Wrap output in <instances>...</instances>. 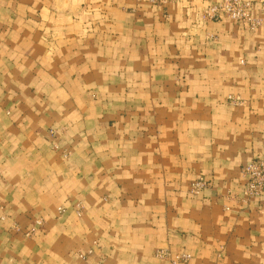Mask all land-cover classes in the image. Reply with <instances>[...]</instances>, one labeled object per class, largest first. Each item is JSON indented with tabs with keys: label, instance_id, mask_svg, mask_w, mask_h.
<instances>
[{
	"label": "crops",
	"instance_id": "obj_1",
	"mask_svg": "<svg viewBox=\"0 0 264 264\" xmlns=\"http://www.w3.org/2000/svg\"><path fill=\"white\" fill-rule=\"evenodd\" d=\"M214 1L0 0V264H264V0Z\"/></svg>",
	"mask_w": 264,
	"mask_h": 264
},
{
	"label": "built area",
	"instance_id": "obj_2",
	"mask_svg": "<svg viewBox=\"0 0 264 264\" xmlns=\"http://www.w3.org/2000/svg\"><path fill=\"white\" fill-rule=\"evenodd\" d=\"M150 1L152 3L163 2L161 0ZM224 16L235 22H240L248 25L252 29L259 25V22L251 17L250 3L246 0H220L217 5L205 11V19L207 20H217ZM49 135L52 138H55L56 132L54 130H50ZM54 148L57 149L56 146H54ZM261 160H264V158ZM244 174L247 176L248 180L251 183H254V185H251L250 188L258 191V189L264 185V161L262 163L247 167L244 170ZM204 186L205 184L201 183L199 186V190H202ZM37 224L40 225L39 222H37ZM155 257L162 260L169 259L172 264L187 262L190 259V256L187 254H181L171 257L170 253L166 251L156 252Z\"/></svg>",
	"mask_w": 264,
	"mask_h": 264
},
{
	"label": "rangeland",
	"instance_id": "obj_3",
	"mask_svg": "<svg viewBox=\"0 0 264 264\" xmlns=\"http://www.w3.org/2000/svg\"><path fill=\"white\" fill-rule=\"evenodd\" d=\"M161 1H163V2L152 3L150 0H146V2L149 3L150 5L155 6V7H160V8L161 7L164 8L166 5H168L169 3L172 2V0H161ZM246 1H248L250 3V14H251V17L259 22V25L257 27H255L254 29H252L251 27H249L248 25H245L243 23L235 22V21L229 19L226 16H224V17H222L220 19H217V20H207V19H205V11H207L209 8L217 5L220 2V0H215L213 3H210L207 7H205L202 10L201 20H202L203 23H217V22H222L223 20H227V21H231V22H233L235 24L242 25L243 27L247 28L250 31H255L262 24V20L260 18H255L253 16V14H252V3L249 0H246ZM227 101H228V103L230 105H233V106H236V107L240 106L242 104V101L238 97L228 96ZM263 158H264V148H263V152L260 155L254 157L244 167H242V169L240 171V174H241L242 179H243V189H242V192L240 194V197L238 198V201L247 204V203H250L253 200L260 199L262 194L264 193V185L261 186V188H259L258 191H255L254 189H251L250 186L254 185V183H251L248 180L247 176L244 174V170L247 167L253 166L255 164L262 163L264 160H261V159H263ZM201 183L205 184V186H204V188L202 190L201 189L199 190V186H200ZM210 189H211L210 182L207 181L204 177H199V178H196V179H194L193 181L190 182V184L188 185V188H187V194L191 198H199L202 195H204L206 192H208ZM26 236H29V234H26ZM158 251H166V252L170 253L171 257L172 256L181 255V254H185V253L172 254L170 251L164 250V249H158V250L155 251V253L158 252ZM155 253H154V257H155ZM187 255H189V254H187ZM156 259H158V258H156ZM159 260H162V259H159ZM164 261H167L170 264H172V262L169 259H166ZM189 261H190V259L187 262H182V263H177V264H187Z\"/></svg>",
	"mask_w": 264,
	"mask_h": 264
}]
</instances>
